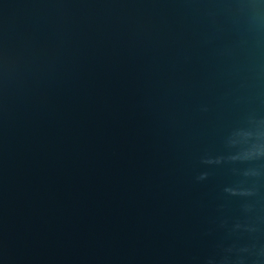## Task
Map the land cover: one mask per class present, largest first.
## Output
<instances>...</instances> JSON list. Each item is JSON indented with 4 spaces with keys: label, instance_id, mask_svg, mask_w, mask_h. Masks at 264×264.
Listing matches in <instances>:
<instances>
[{
    "label": "water",
    "instance_id": "water-1",
    "mask_svg": "<svg viewBox=\"0 0 264 264\" xmlns=\"http://www.w3.org/2000/svg\"><path fill=\"white\" fill-rule=\"evenodd\" d=\"M0 264H264V0H0Z\"/></svg>",
    "mask_w": 264,
    "mask_h": 264
}]
</instances>
